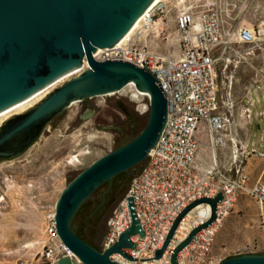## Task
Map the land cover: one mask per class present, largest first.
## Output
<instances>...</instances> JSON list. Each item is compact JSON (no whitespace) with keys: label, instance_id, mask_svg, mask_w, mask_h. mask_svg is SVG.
I'll return each mask as SVG.
<instances>
[{"label":"built area","instance_id":"2783aa9c","mask_svg":"<svg viewBox=\"0 0 264 264\" xmlns=\"http://www.w3.org/2000/svg\"><path fill=\"white\" fill-rule=\"evenodd\" d=\"M250 1L158 0L143 11L125 39L92 53L96 60L121 59L145 67L156 77L168 103L166 122L147 155L145 166L131 180L126 194L106 220L101 251L114 244L129 228L127 198H131L141 234L131 235L133 247L122 249L130 258L116 252L110 255L112 260L120 264H171L173 249L195 226L210 217L211 208L202 203L185 215L162 255L156 258L176 217L192 201L214 198L221 193L215 220L197 232L177 254L178 264H214L215 233L239 196H250L260 206L264 205V183L250 184L240 163L235 162L228 171L214 166L201 174L195 169L199 147L195 134L201 122L207 125L212 148L225 147L231 139L233 121L229 108L232 106L225 104L220 94L216 63L222 59L225 63L245 60L251 49L245 51L243 45L258 44L254 28L239 21ZM173 19L179 35L177 58L154 52L149 47L150 40L158 42L170 38ZM214 52L218 53L216 57ZM86 68L88 62L84 56L73 73L76 75ZM131 85V96L134 92L148 99L146 93ZM243 112H249V108L245 107ZM250 153L264 157V152L255 149ZM197 207L201 210H196ZM47 233L59 240L54 214ZM66 249L65 254L72 256Z\"/></svg>","mask_w":264,"mask_h":264},{"label":"water","instance_id":"95a60500","mask_svg":"<svg viewBox=\"0 0 264 264\" xmlns=\"http://www.w3.org/2000/svg\"><path fill=\"white\" fill-rule=\"evenodd\" d=\"M158 0H0V111L25 103L59 78L80 67L85 56L88 68L71 76L26 112L7 121L0 129V147L25 133L19 149L26 148L43 124L71 103L121 91L129 84L148 95L149 116L143 130L131 141L92 161L62 189L55 203L54 220L58 237L72 254H63L53 264H120L110 255L132 248L130 236L141 234L132 208L131 224L109 248L93 247L71 229L78 206L104 181L127 171L147 158L166 122L168 103L154 74L145 67L121 59L96 60L92 53L111 47L131 29L143 11ZM0 156L12 154L0 153ZM222 199L199 198L188 204L174 220L159 258L181 219L202 203L209 204L210 217L195 226L171 254H177L201 229L216 218ZM216 264H264V253L238 254Z\"/></svg>","mask_w":264,"mask_h":264},{"label":"rangeland","instance_id":"374dc122","mask_svg":"<svg viewBox=\"0 0 264 264\" xmlns=\"http://www.w3.org/2000/svg\"><path fill=\"white\" fill-rule=\"evenodd\" d=\"M241 17L252 24L250 27L254 28L259 44L256 49L264 56V0H252L250 8ZM173 32L174 28L171 32L174 38L169 42L177 44V36ZM166 41H158L159 46L163 47ZM217 74L221 87V80L228 72L221 73L217 69ZM130 92V87H124L116 93L88 100L97 110L96 115L90 118L80 119L85 103L73 102L22 154L0 159V264H53L65 254L60 239H53L47 233L55 203L75 175L120 144L119 137L107 127L116 124L117 118H123L116 100L123 99L133 104L137 113L145 117L144 123L147 121L148 99L142 96L133 98ZM241 114L247 117L249 112ZM1 122L4 120L0 119ZM98 123L107 128L100 129ZM251 127L254 135L264 136V119L254 121ZM255 162L262 165L264 159L255 157ZM229 246L237 247L225 248ZM238 252L264 253V205L260 206L244 194L239 196L232 211L219 224L212 245L214 262L217 263L223 256Z\"/></svg>","mask_w":264,"mask_h":264},{"label":"crops","instance_id":"0c3cea01","mask_svg":"<svg viewBox=\"0 0 264 264\" xmlns=\"http://www.w3.org/2000/svg\"><path fill=\"white\" fill-rule=\"evenodd\" d=\"M252 0L249 3V8ZM239 21L246 26L252 25L248 21L240 17ZM173 28L177 36V44L166 41L163 47L159 46V42L150 40L149 47L152 51L165 56L177 58L180 54L179 35L176 30V24L173 19ZM173 32V33H174ZM170 39V40H171ZM257 43V41H256ZM259 44L243 45L245 51L250 50L245 60L236 63L224 62V59L216 63V69L220 72H228L221 80L220 94L223 96L225 104H230L229 108L233 121L231 129V139L227 141L225 147L212 148L208 128L205 122H201L196 131V138L199 141V147L196 154L195 169L201 174L208 168L218 166L222 170L228 171V168L234 166L235 162L240 163L243 172L248 176V182L254 183L261 181L264 183V164L257 165L255 157H259L255 153H250L251 149L264 152L262 144L264 136H257L252 133V123L263 121L264 119V56L256 49ZM218 55L214 52V56ZM254 73V75L252 74ZM255 76V77H254ZM249 108L247 117L243 116L244 108ZM227 109V108H226ZM234 247H225L226 249H235ZM245 252L227 254L220 260ZM213 255V254H212ZM214 258V257H213ZM217 262H214L216 264Z\"/></svg>","mask_w":264,"mask_h":264},{"label":"trees","instance_id":"16d2710c","mask_svg":"<svg viewBox=\"0 0 264 264\" xmlns=\"http://www.w3.org/2000/svg\"><path fill=\"white\" fill-rule=\"evenodd\" d=\"M146 115V120H148L149 110ZM146 123L147 121L144 126ZM144 126L130 132L127 139L115 146L114 149L135 138L143 130ZM146 161L145 159L127 171L120 172L111 179L104 181L90 196L82 201L71 220V229L78 237L101 250L100 242L105 234L106 220L111 210L126 194L131 180L141 172ZM96 235H98L99 239L94 243Z\"/></svg>","mask_w":264,"mask_h":264},{"label":"flooded vegetation","instance_id":"af4514ba","mask_svg":"<svg viewBox=\"0 0 264 264\" xmlns=\"http://www.w3.org/2000/svg\"><path fill=\"white\" fill-rule=\"evenodd\" d=\"M73 75H75V74H72L71 76H73ZM94 97H96V96H94ZM94 97L85 98V99L80 101V102L85 103V105H84L85 107L83 109L82 114H79L80 119L81 118H90V117H93L96 115V112H97L96 108L88 103V100H90ZM115 104L118 107V109L120 110L121 114L123 115V118H122V120H119L117 118L115 121L116 124H113V125L107 126V127L109 130L114 131L116 136H118L120 139L119 143H121L127 139V137L130 135V132H132L133 130H137L138 128L141 127V125L145 121V117L142 116L143 114H138L137 108L133 104H130L129 102H127L126 100L118 99V100H116ZM66 108H64L63 110L59 111L58 113H55L54 115H52L43 124L39 134L23 150L19 149V145L23 141V139L26 135L25 133H22V134L16 136L15 138L8 141L5 145L0 147V153L12 154L11 157L0 156V159H9V158H13L15 156L22 154L38 138V136L45 130L47 125L54 124L56 122V120H58V118L63 114V112ZM27 110H25L23 112L15 113V114L11 113L6 119H4V122L0 123V129L7 121L15 118L19 114L26 112ZM98 121L101 122V119H99ZM98 126L100 129L107 128L104 124H100V123H98ZM98 239H99V237H98V235H96L94 237V243H96L98 241Z\"/></svg>","mask_w":264,"mask_h":264},{"label":"bare ground","instance_id":"6f19581e","mask_svg":"<svg viewBox=\"0 0 264 264\" xmlns=\"http://www.w3.org/2000/svg\"><path fill=\"white\" fill-rule=\"evenodd\" d=\"M156 2H157V1H156ZM137 21H138V19L135 21V23L133 24V26L131 27V29H130V30L124 35V37H123L121 40L125 39V38L129 35V33L131 32V30L133 29V27L136 25ZM121 40H120V41H121ZM72 74H74V73L72 72V73H70V74H67V75H65V76H63V77H61V78H59L57 81H55V82L52 83L51 85L45 87V88L43 89V91H42L39 95H37V96L31 98L30 100L26 101L25 103H21V104H17V105H14V106H10V107H8V108H6V109L0 111V119L3 121V120L6 119L11 113H14V114H15V113H17V112H21V111L25 110L26 108L30 107L33 103H35V101H38V100L41 99L43 96H45V95L50 91V89L54 88V87H55L56 85H58L59 83L63 82L65 79L70 78V76H71ZM127 87L132 88V85L130 84V85L126 86V88H127ZM132 97H133V98H138V96H136L134 92H133V94H132ZM200 208H201V207H197L196 210H197V209H200ZM200 210H201V209H200ZM64 249H66V248L64 247ZM66 250H67V249H66Z\"/></svg>","mask_w":264,"mask_h":264}]
</instances>
